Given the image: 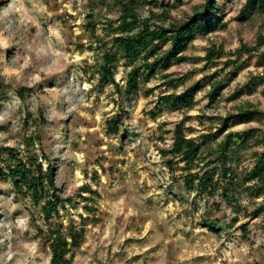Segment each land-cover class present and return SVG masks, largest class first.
I'll return each instance as SVG.
<instances>
[{"label":"rangeland","instance_id":"obj_1","mask_svg":"<svg viewBox=\"0 0 264 264\" xmlns=\"http://www.w3.org/2000/svg\"><path fill=\"white\" fill-rule=\"evenodd\" d=\"M146 1L139 3L143 16L151 7ZM202 2L153 4L170 5L172 19L182 21ZM220 2L224 28L197 35L184 58L167 70L171 77L160 71L141 77L139 89L128 95L131 67L121 53L113 64L120 88L100 74L104 54L117 50L114 0H0V148L6 155L8 148L24 154V138L39 135L41 142L31 150L48 155L61 197L59 212L45 220L44 199L35 205L0 176V264H51L45 236L51 227L67 237L73 227L84 228L66 264H264V210L253 215L264 207V192L241 181L230 201L220 188L202 192L198 179L210 171L215 182L227 183L217 149L227 131L213 135L220 118L247 102L264 110V59L258 58L264 51V12L241 21L245 0ZM213 44L224 49L216 66L203 59ZM242 44L258 51L239 54ZM227 59L236 60L228 65ZM213 78L222 80L215 101L208 96ZM196 83L201 88L191 107L161 106L165 93ZM244 85L252 90L230 100ZM20 87L34 91L20 97ZM116 114L122 123L114 133L110 120ZM181 121L188 137L203 138L202 159L190 166L169 152ZM250 127L264 130V118L229 129ZM235 148L225 147L223 154L232 156ZM240 153V160L226 166L243 178L252 158ZM192 176L189 186L186 178Z\"/></svg>","mask_w":264,"mask_h":264},{"label":"trees","instance_id":"obj_2","mask_svg":"<svg viewBox=\"0 0 264 264\" xmlns=\"http://www.w3.org/2000/svg\"><path fill=\"white\" fill-rule=\"evenodd\" d=\"M156 1H146L151 7H148V15L143 16L139 5L141 0H114L115 4L119 6V15L117 24L113 29L115 35L112 41L117 50L104 54V65L100 74L102 78H109L116 87L120 88L114 79L113 64L119 59L118 55L121 53L124 64L131 67L125 85V91L128 95H132L139 89L141 77L147 79L150 76H157L159 71L162 75L171 77L172 75L167 70L174 63L184 58L183 54L187 50L188 44L197 35L213 33L225 26L218 13L221 5L220 0H203L201 4L194 5L192 13L182 21L172 19L170 5L162 3L159 9H155ZM262 12H264V0H245V5L239 13L240 20H249L256 13ZM254 51H258V48L247 44H242L238 50L239 54L245 53L247 55ZM223 52V47H217L216 44H213L208 47L203 59L210 65L216 66ZM258 58L264 59V51L258 53ZM235 60L227 59L226 64L234 63ZM177 80L181 83L184 78L180 76ZM221 82V79L214 80V78L211 81L210 84L212 85L208 93L211 101L216 100ZM197 88H201L200 83L187 86L182 90L177 89L178 91L165 93L160 98L161 106L167 105L174 108L186 106L189 108L193 105L192 100ZM251 90L249 85H244L236 89L229 96V99L236 100ZM33 91V87H20L18 94L20 97H25ZM256 118H264V110L250 102L237 106L234 111L220 118L219 128L213 135L214 138H217L227 131L217 147L225 161L222 174L227 176V183L221 186L220 183L214 181L213 172L207 171L206 177H198L202 192L214 193L220 188L224 196L231 201L235 199V195L231 191H238L241 181L250 184L248 188L257 191L259 194L264 192V130L253 127L237 131L229 129L232 123H248ZM110 121L111 130L117 133L122 123L121 114H116ZM173 136V143L169 149L171 156H178L189 166L196 160L202 159L200 149L203 138L200 141L196 137H188L184 132V121L175 125ZM203 136L204 138L207 137V135ZM37 142H41L39 135L26 136L24 138L26 146L23 151L24 154L20 149L8 148L9 155H6L2 153L4 147L0 148V164L6 166L5 168L0 166V176L9 179L19 192H26L30 195L35 205H39L40 201L44 199V203L40 206L44 219L49 221L55 213L59 212L58 205L61 197L56 193V170L49 161L48 155L42 147L40 154L31 150L32 147H36ZM232 145H235L236 148L230 155L236 159L223 154V149ZM240 151L249 152L252 158V166L245 171L243 178L236 171L226 166L228 160L234 162L240 160L242 154ZM44 160L46 164H44ZM186 180L187 184L191 186L195 177L192 176ZM262 210H264L263 206L258 207L253 211V215L256 216ZM209 224L213 230L215 226L212 223ZM39 232L44 234L42 229ZM83 233L84 228L73 227L69 237H67L61 233L59 228H49L45 236L50 240L51 264H66L68 262L67 255L74 248L80 246Z\"/></svg>","mask_w":264,"mask_h":264}]
</instances>
